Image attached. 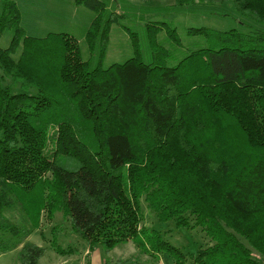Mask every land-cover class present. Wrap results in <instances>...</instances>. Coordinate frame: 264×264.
Instances as JSON below:
<instances>
[{"label": "trees", "instance_id": "trees-1", "mask_svg": "<svg viewBox=\"0 0 264 264\" xmlns=\"http://www.w3.org/2000/svg\"><path fill=\"white\" fill-rule=\"evenodd\" d=\"M74 2L95 12L86 35L91 51L100 41L95 68L70 34L24 36L21 8L3 0L0 36L5 28L14 35L9 47L0 46V255L20 247L21 264L44 256V247L26 241L40 225H17L6 215L17 206L14 189L43 181L49 216L63 211L90 248L108 254L135 240L147 255L158 260L167 253L175 264H261L264 31L190 28L209 46L169 66L170 53L157 38L166 31L177 42L176 31L150 22L153 61H143L131 32L135 55L106 67L111 27L123 15L107 12L101 0ZM196 2L232 3L264 23V0H176ZM142 202L160 221L189 228L193 220L209 244L188 260L142 226ZM105 264L155 263L130 256Z\"/></svg>", "mask_w": 264, "mask_h": 264}, {"label": "rangeland", "instance_id": "rangeland-1", "mask_svg": "<svg viewBox=\"0 0 264 264\" xmlns=\"http://www.w3.org/2000/svg\"><path fill=\"white\" fill-rule=\"evenodd\" d=\"M22 12L20 24L24 29V36L45 38L49 33L70 34L79 44L81 56L88 61L90 68L100 63V41L94 51H91L87 42V31L95 16V12L85 6L77 5L74 0H15ZM107 6V12L118 11L123 16L118 23H114L110 31V41L104 66L113 63H122L135 55L131 32L138 37L142 59L146 63L153 61L149 36L146 25L164 22L175 29L177 42L166 31L158 34V43L168 49L170 56L167 64L174 66L191 51L209 46L208 39L201 34H191L189 29L208 27L213 30H237L252 34L264 31V23L251 20L241 15L232 3H193L188 6H179L176 0H101ZM3 11V0H0V18ZM14 33L6 29L0 36V46L9 47ZM22 51V42L18 47L19 55ZM14 57H17L16 55ZM0 69V76L2 75ZM48 189L43 181L31 189L17 187L14 189V198L17 206L6 210L7 217L21 226L31 227L40 225L26 241L44 247L45 254L39 264H58L64 258L66 264H105L106 260H115L119 257L139 256L142 261L155 264H175L174 258L167 253H161L156 260L144 253L138 242L129 240L118 244L116 248L106 254L102 246L90 248L87 243L72 230L70 218L63 211H57L53 217L48 214ZM25 210L23 209V207ZM142 226L154 229L172 245L180 248L188 260L192 253L209 244V236L193 220L189 228L179 226L177 221L170 219L160 221L156 214L142 202ZM29 219H28V217ZM27 217V218H26ZM194 226H193V225ZM191 226V227H190ZM68 249V254L59 253L54 246ZM20 247L14 248L0 255V264H21L19 259ZM89 251V252H88ZM261 264L264 258L256 254Z\"/></svg>", "mask_w": 264, "mask_h": 264}, {"label": "crops", "instance_id": "crops-1", "mask_svg": "<svg viewBox=\"0 0 264 264\" xmlns=\"http://www.w3.org/2000/svg\"><path fill=\"white\" fill-rule=\"evenodd\" d=\"M67 262H68V260L67 259H64V258L58 260V264H66Z\"/></svg>", "mask_w": 264, "mask_h": 264}]
</instances>
